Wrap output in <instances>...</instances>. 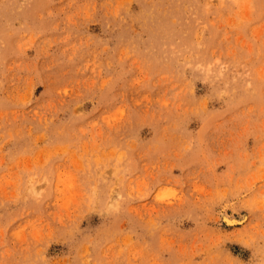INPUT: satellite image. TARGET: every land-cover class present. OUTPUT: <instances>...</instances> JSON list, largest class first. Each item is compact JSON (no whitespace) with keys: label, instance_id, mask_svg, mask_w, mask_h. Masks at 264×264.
<instances>
[{"label":"rangeland","instance_id":"374dc122","mask_svg":"<svg viewBox=\"0 0 264 264\" xmlns=\"http://www.w3.org/2000/svg\"><path fill=\"white\" fill-rule=\"evenodd\" d=\"M0 264H264V0H0Z\"/></svg>","mask_w":264,"mask_h":264},{"label":"bare ground","instance_id":"6f19581e","mask_svg":"<svg viewBox=\"0 0 264 264\" xmlns=\"http://www.w3.org/2000/svg\"><path fill=\"white\" fill-rule=\"evenodd\" d=\"M222 218H224V220H225V222H227V223H231L232 224V222L234 221V219H231V218H227L226 216L225 217H222ZM233 218V217H232ZM223 220V221H224ZM239 220V219H238Z\"/></svg>","mask_w":264,"mask_h":264}]
</instances>
